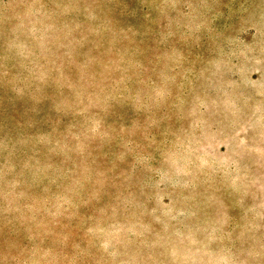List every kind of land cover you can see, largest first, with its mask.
Listing matches in <instances>:
<instances>
[{"label": "rangeland", "instance_id": "1", "mask_svg": "<svg viewBox=\"0 0 264 264\" xmlns=\"http://www.w3.org/2000/svg\"><path fill=\"white\" fill-rule=\"evenodd\" d=\"M0 264H264V0H0Z\"/></svg>", "mask_w": 264, "mask_h": 264}]
</instances>
